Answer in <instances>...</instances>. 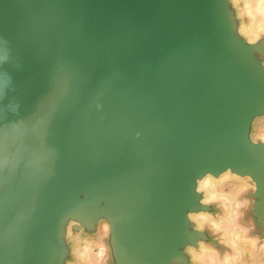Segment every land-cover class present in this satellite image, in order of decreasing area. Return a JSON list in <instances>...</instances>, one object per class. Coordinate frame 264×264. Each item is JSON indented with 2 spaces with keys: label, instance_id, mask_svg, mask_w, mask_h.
<instances>
[{
  "label": "water",
  "instance_id": "water-1",
  "mask_svg": "<svg viewBox=\"0 0 264 264\" xmlns=\"http://www.w3.org/2000/svg\"><path fill=\"white\" fill-rule=\"evenodd\" d=\"M258 4L0 0V264L236 255L207 177L247 183L240 223L264 245Z\"/></svg>",
  "mask_w": 264,
  "mask_h": 264
},
{
  "label": "rangeland",
  "instance_id": "rangeland-1",
  "mask_svg": "<svg viewBox=\"0 0 264 264\" xmlns=\"http://www.w3.org/2000/svg\"><path fill=\"white\" fill-rule=\"evenodd\" d=\"M253 15L255 16L256 13L253 12ZM254 136L264 139V127L256 131ZM248 188L245 181L236 177L225 176L218 181H213L212 190L216 194V200L224 204L227 209L228 217L223 229L226 244L230 246L234 239H237V242L241 244L242 252L236 256L234 252L233 254L229 252V249L228 254L221 258L216 254L207 253L203 256L205 264H264V245L259 247L258 241L251 238L248 234L249 230L240 223L243 216L241 210H245L248 203L239 197ZM89 256L91 264H104L106 250L98 248L96 254L91 252Z\"/></svg>",
  "mask_w": 264,
  "mask_h": 264
},
{
  "label": "bare ground",
  "instance_id": "bare-ground-1",
  "mask_svg": "<svg viewBox=\"0 0 264 264\" xmlns=\"http://www.w3.org/2000/svg\"><path fill=\"white\" fill-rule=\"evenodd\" d=\"M257 10L264 13V0H259V4L257 7ZM264 28V23H254L252 26L246 27L245 29H243L244 33L250 38L252 39L254 37V35L256 33H258L260 30H262ZM202 185H204L209 193H208V197L209 198H214L216 197V194H214V191L212 190L213 188V181L211 179H209L208 177L206 179L203 180ZM224 219V217L222 218H218V219H209L207 216L205 215H196L193 216V220L195 221V223L201 227L204 225H210V227L215 228L216 230H220L221 229V222ZM237 233V232H236ZM233 247H234V251L236 253V255H239L242 252L241 249V244L238 243L237 241L233 242ZM79 254H82V251L79 250ZM194 256H197L194 254ZM82 260V258H81ZM79 264H84L83 261H81Z\"/></svg>",
  "mask_w": 264,
  "mask_h": 264
}]
</instances>
